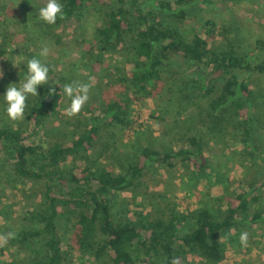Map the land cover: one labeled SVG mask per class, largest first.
I'll use <instances>...</instances> for the list:
<instances>
[{
    "label": "trees",
    "instance_id": "1",
    "mask_svg": "<svg viewBox=\"0 0 264 264\" xmlns=\"http://www.w3.org/2000/svg\"><path fill=\"white\" fill-rule=\"evenodd\" d=\"M15 1L0 0V60L7 45L17 44L26 55L47 41L54 47L77 45L81 48L76 65L97 78L96 94L89 95L79 113L68 115L70 100L62 86L80 82L75 75L51 69L53 78L28 97L23 115L34 129L43 130L39 141L9 117L0 122V162L3 155L11 166L6 172L0 166V181L14 174L43 186L42 200L23 216L30 227L15 236L22 244L33 239L43 243L28 264H65L71 250L66 249L67 242L89 255L92 264H140L146 259L185 264L192 254L217 264L226 259L225 244L232 231L240 235L241 227L264 223V167L256 162L264 146V39H256L257 52L245 47L240 7L234 8L230 29L227 23L222 25L225 45L217 48L213 19L192 36L186 28L195 7L220 4L233 9L231 0H61L64 18L54 25L33 19L25 10L18 14ZM45 3L31 0L36 16ZM118 53L122 65H105L108 55ZM167 84L179 89V109L186 99L193 103L192 98L206 107L185 118L188 132L179 138L177 128L186 120L175 116L172 138L183 142L179 149L141 146L120 162L107 129L135 126L131 107L144 98H152L155 110L160 109V97H172L173 88L165 93ZM5 91L0 83V96ZM58 115L71 127L66 138L52 131ZM150 117L169 123L155 111ZM212 137L226 146L231 138L241 142V165L248 168L243 191L212 197L211 204L201 202L188 213L178 211L166 194L158 192L154 197L160 201L146 218L140 212L115 217L118 196L140 191L155 164L169 172L180 165L193 167L196 172L191 169L189 179L200 178L201 173L211 180L206 173L210 168L220 178L209 152ZM70 160L72 168L67 166Z\"/></svg>",
    "mask_w": 264,
    "mask_h": 264
},
{
    "label": "rangeland",
    "instance_id": "2",
    "mask_svg": "<svg viewBox=\"0 0 264 264\" xmlns=\"http://www.w3.org/2000/svg\"><path fill=\"white\" fill-rule=\"evenodd\" d=\"M39 2L43 4L46 0H39ZM231 4L233 5V9H225L220 4L195 7L193 11L194 18L192 20L190 19L188 27L186 28L188 35L192 36L196 32L201 31L207 19H213L217 25V42L215 45L217 48L223 47L225 42L223 39L224 36L222 35V25L227 23L230 29L232 26V17L235 15L234 8L240 7L239 19L242 23L241 26L246 30L245 36L247 42L245 47L257 52L256 39H264V0H231ZM14 9L18 14L19 11L23 10L28 13L30 12L33 14V19L41 21L34 13L35 11L31 0H16L14 2ZM92 10L95 11L94 8ZM87 32L92 33V30ZM1 42L2 38L0 36ZM47 42H45V45L42 44L39 50L30 49L29 55H26L21 48L18 50L17 44H13L11 47L9 45L4 47L6 53L0 60V83L7 88L9 84L14 82L18 83L20 79V82H23L26 78L24 76V70L26 69L27 61L33 57H40L49 66L50 71L53 67L59 68L56 72L64 73L63 71H65L70 75H75L81 84H86L88 81L90 85L89 95L96 94L97 90L95 87L97 78L94 74H90L84 67L76 65L80 54L79 48L81 46L76 45L71 48L66 46L54 47L52 43L49 44L50 42ZM44 48L48 49V53L46 56H40ZM121 61H123V57L119 53L116 55L110 54L106 59L105 65L108 66L110 64V67H114L115 64V66L122 65ZM51 76L53 78L54 74L50 75L49 73L50 78ZM171 88H173V92L170 99L160 97V109L155 110L156 103H154L152 98H144L139 104H132L131 117L133 120H137L135 126L132 125L128 128L121 129L110 127L107 129L106 137H111L112 142L116 143L118 151L115 154L117 155L116 158L120 159V162L126 159L124 157L125 155H132L141 146L154 144V146L158 147L162 145L165 148L173 147L179 149L183 142H177L172 138V136H175L173 129L175 116L179 117L182 121L186 120L182 128L176 127L178 131L177 137L179 138V136L182 137V134L188 132L187 127L189 121L185 118L190 115H196L200 110H203L204 106L206 107V104L193 98V103L189 99H186L183 105L185 107L179 109L178 87L167 84L165 86V93L170 92ZM172 98L173 100L171 101ZM186 107L188 108L187 111ZM4 109L5 103L3 96H0V122L2 124L8 118ZM154 111L155 116L164 114L168 118V125L166 124L167 122L161 124L155 119H152L150 115ZM86 116L88 117L89 114L87 113ZM12 121L16 125L21 124L24 128L32 132L33 138L36 141H39L41 138L43 130L34 129L32 124L27 123L23 117ZM53 126L52 131L61 137H65V134L68 136L71 135V127H68L66 118H59L58 115ZM167 127L171 129L168 130ZM229 128L233 129L232 124H229ZM227 142L228 146L222 143L218 144L213 137L210 141L209 152L214 156V162H212L213 169L216 168V170L218 169L220 171L222 174L220 178H216V171L210 168L206 169V173L210 174L211 180L201 173L200 178L189 179L191 169H194L196 172L193 167L187 170L183 165H180L173 172H169L166 168H160L155 164L144 177V184L140 188V191L138 190L136 193L125 191L122 195L118 196L113 208L115 217H123L124 214H130L132 216L134 213L140 212L142 217L146 218L150 210L153 209L152 205L157 206L158 201H160V197H154V194L158 192L166 194L167 200L176 204L178 211L188 213L190 209L201 205V202L211 204L210 200L212 197L216 198L235 191H243L248 184V168L247 166L244 167L241 165V160L244 158L241 142L233 138ZM260 154L261 157L256 158V162L261 166L260 169H262L264 167V146ZM219 157H225L226 161ZM5 159L2 155L0 166L6 172L11 170V166ZM215 163L221 168H224V170H221ZM67 166L69 168L74 166L72 160L67 163ZM79 171L80 169L75 170L76 173H79ZM3 178L0 181V264H28L30 261L29 256L33 257L39 254L42 250L43 243L40 239H33L22 244L15 236L18 235L22 228L30 227V223L24 221L23 216L28 210L34 209L42 200L43 186L38 181L24 179L14 174L10 177L5 176ZM214 206L218 207L217 204ZM251 217L253 216L251 215ZM239 232L240 234L247 232V244L241 246L240 235H237V231H232V235L226 240L225 244L226 259L217 264H264V223L253 222L250 225L241 227ZM8 233H13L14 236L13 238L5 240V236ZM72 244L73 248L70 247L71 243L67 242L66 249L71 250L68 251L69 254L66 257L65 264H92V258L80 251L74 243ZM140 264H154V259H146L145 262ZM155 264L161 263L155 262ZM185 264H208V262L204 258L192 254L187 257Z\"/></svg>",
    "mask_w": 264,
    "mask_h": 264
},
{
    "label": "clouds",
    "instance_id": "3",
    "mask_svg": "<svg viewBox=\"0 0 264 264\" xmlns=\"http://www.w3.org/2000/svg\"><path fill=\"white\" fill-rule=\"evenodd\" d=\"M37 16L46 24L54 25L58 18H64V6L61 3V0H46L44 6L38 9ZM47 53L48 49L44 48L40 53V56H46ZM26 68L27 76L23 82H20V79L18 83L14 82L9 84L6 91L2 93L5 103L4 110L11 120L22 118L27 107L26 101L28 97L30 95H37L38 86L51 81L49 77L50 68L40 57L29 59L26 63ZM89 89V84H81L77 82L63 84L61 90L70 100L68 115H76L80 112L89 99ZM13 236V233H8L5 236V240L13 238ZM239 239L241 246H245L248 240L247 232H242Z\"/></svg>",
    "mask_w": 264,
    "mask_h": 264
}]
</instances>
